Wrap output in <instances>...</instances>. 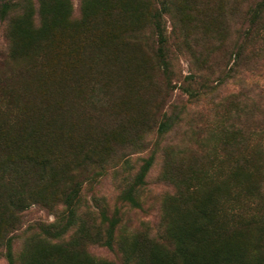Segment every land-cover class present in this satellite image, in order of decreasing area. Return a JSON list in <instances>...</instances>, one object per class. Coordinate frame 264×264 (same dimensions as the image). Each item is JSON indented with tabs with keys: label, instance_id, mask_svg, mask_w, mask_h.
Returning a JSON list of instances; mask_svg holds the SVG:
<instances>
[{
	"label": "rangeland",
	"instance_id": "rangeland-1",
	"mask_svg": "<svg viewBox=\"0 0 264 264\" xmlns=\"http://www.w3.org/2000/svg\"><path fill=\"white\" fill-rule=\"evenodd\" d=\"M260 1L179 0L181 18L178 15L177 17L181 19V28L175 31L173 39L181 45L172 46L169 24L171 15L166 16V32L168 31L169 36L168 64L173 72L169 85H176L171 93L167 89L165 97L156 101L159 103L157 110L151 111L144 120H147L145 131H142L141 127L133 131V124L138 122L140 108L125 102L137 95L140 100L144 99L147 105L153 87L151 90H145L140 88L138 83H130L127 91L122 87L123 92L120 85V90L115 96L103 99V110L99 106L94 108L93 112L88 111L91 88H87V80L79 75L83 73L85 77L97 79L101 87L108 84V88H103L104 92L111 90L110 83L114 80L112 74L118 72L117 75L121 77V39L117 35L121 29L111 28L107 34H103L93 30L88 21L81 22V0H67L68 25L65 30H58L51 40L45 41L46 45L44 47L45 43L42 44V50L39 48L29 53L26 58L16 57L5 64L1 62L0 57V75L5 74L7 79H11L10 85H14L19 95L24 92L25 98L19 103V107L27 110L26 116L32 120L49 117L53 111L43 112L45 102L69 106L74 113L73 116L69 113V118L76 116L83 134H86V124L95 123L98 126L94 129L95 137L90 139L85 135L86 139L81 140L80 144L82 143L84 148L94 146L97 151L111 149L101 157L103 164L96 162L87 165L77 160L65 166L76 180L83 183L79 194L81 209L75 224H83V228H73L70 231L76 248L92 259L124 264L116 245L110 249L103 243L107 223L111 218L117 222L114 226V236L117 240L130 235L140 240L144 234L156 237L162 215L161 199L175 191L171 183L176 181V174L173 175V151L183 153L177 164L185 174L180 185L191 186L201 182L207 187H212L217 180L214 182L211 178L226 176L229 164L239 166L235 163L236 160L244 157L246 163L241 169L248 168L252 173L246 174L242 185L257 181L264 190V11L261 24L257 26V33L246 24L251 16L250 11ZM225 26L224 30L218 31V27L223 29ZM249 28L250 33L245 36L244 33ZM87 36L101 46L97 49L103 57L96 62L95 69L90 70L85 66L81 68L79 60L75 57L79 42ZM140 36L141 34L137 37ZM142 41L140 50L132 49L134 52L139 51L140 56L144 57L140 60L147 64L149 60L154 61V48L150 47L153 45L150 39L143 38ZM6 44L7 40L0 24V53L6 54ZM109 49H113L112 55L107 54ZM241 50L242 53L235 57ZM143 52L148 55L144 56ZM132 68L130 67L131 70ZM156 75L155 80L158 82L162 78ZM163 83L166 85V80ZM238 100L243 101L246 108L252 107L254 103L257 107L254 114L261 121H249L251 139L245 151L233 152L226 156L222 153L223 142L221 143L219 130L224 126L230 108H233V104ZM165 103L176 106V110L181 112L182 120L178 128L158 134L156 127L162 119L160 114ZM2 119L4 122L6 118L0 116V122ZM18 121L21 119L18 118ZM12 129L18 128L13 126ZM62 129L66 130V127ZM21 135L23 143L20 147L11 146L15 155H22L23 151L44 155L51 150L47 143L42 146L41 142L35 143L32 140L31 127ZM127 139L134 143L128 145ZM74 143L76 142L73 139L65 142L64 146L57 147V151L61 148L62 152L69 154ZM113 150L115 152L112 154ZM150 160L152 162L145 172L143 185L134 197L137 204L133 205L122 196L135 179V174ZM83 167L87 170H83ZM190 169L193 170L192 173L189 172ZM203 170L208 171L206 177L211 178H204ZM194 173L198 175L197 181H189ZM50 177L53 178L49 179L50 182L55 185L58 177L56 174ZM49 180L43 182L39 176H29L23 189L27 193L40 191L43 197L51 200V197H47L46 189ZM238 186L240 185L229 182L230 191H226V197L231 198ZM259 209L262 211L264 207ZM59 212L64 216L66 211L55 201L54 205L49 207L45 200L30 205L21 212L7 232V237L15 233L17 235L12 239L13 252L17 255L22 246L35 243V238L42 236L38 224L59 220ZM66 221L64 217L62 222ZM95 225L99 226V241L94 240ZM255 233L256 228L250 227L246 237L242 238L245 243L248 242V248ZM249 235L252 238L248 237ZM2 251L3 248H0V264H7Z\"/></svg>",
	"mask_w": 264,
	"mask_h": 264
},
{
	"label": "trees",
	"instance_id": "trees-1",
	"mask_svg": "<svg viewBox=\"0 0 264 264\" xmlns=\"http://www.w3.org/2000/svg\"><path fill=\"white\" fill-rule=\"evenodd\" d=\"M80 3V21H88L93 26V30L107 34L111 28L121 29V32L117 34L121 39V77L117 75L118 72L112 74L114 80L110 83L111 90L104 92L102 90L105 87L108 88V84L101 87L97 79L85 77L83 73L79 75L87 80V88H91L87 103L88 111L93 112V109L99 106L103 110V99L115 96L120 90V85L123 92L127 91L130 83H138L140 88L145 90L148 88L151 90L153 87L147 105L145 100H140L137 95L125 102L140 108L138 122L133 124V131L138 127L145 131L144 126L147 125V120H144L151 111L157 110L159 103L156 101L165 97L167 89L171 93L176 85L175 83L169 85L172 71L168 64L169 36L168 31L166 32V16L171 15L169 24L172 46L181 45L173 39L175 31L181 28L179 0H154V2L150 0H81ZM67 8V0H0V24L7 40L6 54L0 53L1 62L5 64L16 57L26 58L29 53L39 48L42 50L46 45L45 41L51 40L58 30L66 29L69 21ZM263 11L264 0H261L250 11L251 16L247 19L246 24L256 33L257 26L261 24ZM225 28L226 26L223 29L218 27V31ZM249 33L250 28L244 34L247 36ZM139 34L141 36L137 37ZM143 38L150 39L153 44L150 47L154 48V61L149 60L147 64L140 60L144 57L140 56L139 51H133V49H141L142 46L139 45L143 42ZM43 43H45L44 47H41ZM98 47L101 46L89 36L79 42L75 57L79 60L81 68L85 66L88 70L95 69L96 62L103 58L99 54ZM46 49L47 47L45 53ZM144 51H146L145 46ZM241 53L242 50L235 57ZM107 54L112 55L113 49H109ZM143 55L148 54L143 52ZM130 67H133V70ZM156 74L162 78L158 82L155 80ZM164 80L166 85L163 83ZM10 81L11 79H7L5 74L0 75V116L6 118L4 122L3 119L0 122V248H3L2 256L7 264H111L106 260L92 259L84 251L76 248L75 242L70 237V231L73 228H83V224L75 225L76 216L81 209L79 194L83 183L76 180L70 170L65 167L77 160L87 165L96 162L103 164L101 157H104V154L111 149L97 151L94 146L84 148L83 144H80L81 140L86 139L85 135H88L90 139L95 137L94 129L98 126L95 123L86 124L84 126L86 134H83L76 116L69 118V113L71 116L74 114L69 106L45 102L43 112L52 113L53 111L49 117L32 120L26 116L27 110L19 107V103L25 98L24 92L19 95L14 85H10ZM252 105L246 108V104L238 100L233 104V108H230L225 124L219 130L221 143L223 142L221 146L223 155L228 156L233 152L245 151L251 139L249 121H261L254 114L256 105L254 103ZM125 114L129 116L126 112ZM160 116L162 119L156 127L158 134H165L178 128L182 120L181 112L176 110V106L166 103ZM18 118L21 119L20 122ZM13 126L18 129H12ZM30 127L32 140L35 143L41 142L42 146L47 143L51 150L44 155L28 151H23L22 155L17 153L15 155L11 146L20 147L23 143L21 134ZM63 127H66V130H63ZM72 139L76 143L73 144V150L69 154L62 152L61 148L57 151L58 146H64L65 142ZM127 140L128 145L134 143L130 142L131 139ZM114 152L113 150L111 153ZM173 152L172 163L175 164L173 175L176 174V181L171 183L175 191L161 199L162 215L158 235L154 237L144 234L141 240L130 235L117 240L114 236V226L117 222L116 219L111 218L107 223L103 241L106 247L112 249L116 245L124 264H264V210L259 209L264 207V190L257 181H249L242 185L246 174L252 173L251 170H247L248 168L241 169L245 166L246 159L241 157L236 160L235 163L239 165L236 167L229 164L226 176L223 175L218 179L206 177L208 171L203 170L204 178H211L214 182L217 180L212 187L196 182L198 175L195 173L191 175L189 181L196 183L183 186L180 184L185 174L181 167H177L183 153ZM151 162V160L148 161L146 166L135 174L132 184L124 191L122 196L124 200L133 205L137 204L134 197L143 185L145 172ZM82 169L87 170L86 167ZM192 171L189 170L190 173ZM52 174L58 177L55 185L50 182L53 179L52 176L50 177ZM29 176H39L43 182L50 179L46 189L47 197H51V200L43 197L40 191L27 193L23 189ZM231 181L233 185H240L235 188V193L231 195L232 199L225 194L226 191H230L229 182ZM44 200L49 207L54 205V201L58 202L66 211L64 216L59 212V220L49 224H38L42 238H35V243L22 246L16 255L12 249V239L17 235L15 233L7 237L8 230L13 227L21 212L30 205L44 202ZM64 217H66V223L62 222ZM250 227H255L256 233L254 238L248 236L254 239L248 248V242L245 243V239L242 238L246 237ZM97 230L99 226L95 225L93 232L95 241L100 239Z\"/></svg>",
	"mask_w": 264,
	"mask_h": 264
}]
</instances>
